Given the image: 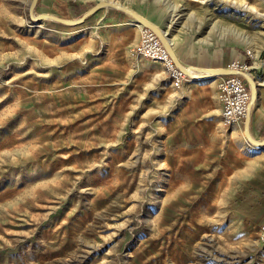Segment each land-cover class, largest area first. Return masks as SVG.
I'll return each instance as SVG.
<instances>
[{
    "label": "rangeland",
    "instance_id": "obj_1",
    "mask_svg": "<svg viewBox=\"0 0 264 264\" xmlns=\"http://www.w3.org/2000/svg\"><path fill=\"white\" fill-rule=\"evenodd\" d=\"M97 1L39 0L34 13ZM108 1L164 30L179 59L256 51L257 106L264 0ZM28 2L0 0V264H264L231 163L255 149L222 117L212 77L175 88L132 52L140 27L125 12L32 21Z\"/></svg>",
    "mask_w": 264,
    "mask_h": 264
},
{
    "label": "crops",
    "instance_id": "obj_2",
    "mask_svg": "<svg viewBox=\"0 0 264 264\" xmlns=\"http://www.w3.org/2000/svg\"><path fill=\"white\" fill-rule=\"evenodd\" d=\"M38 1L39 0H37V2ZM37 2L35 7L37 6ZM135 10L138 11L137 9ZM120 13L122 12L119 11V13L116 14V17ZM122 22L123 21H118L119 24H121ZM179 60L186 65H192L201 68H221L228 66L233 61H238L240 64H246L247 68L252 69V72L255 71V69H257L256 64L253 62L251 58H248L243 52H235L234 50H229V51L221 50L213 54H209L208 52H204V51H199V53L192 54L191 56L189 55L183 56V58L181 57V59ZM212 79L213 80H208V81H212L216 86L218 80L217 74L212 76ZM217 102L219 104V109H220V103L218 99ZM249 114H253V120L250 128L251 136L257 139L264 138V92L259 94L257 106L256 107L251 106ZM241 128L242 129H240L239 131L243 133L242 131L243 127ZM250 149L252 152L254 151V153L249 155L243 154L242 152H239L237 150L232 152L231 163L236 164L237 168L240 170V173L244 175L245 180L249 182V188L251 189L252 192L250 202L252 204H255L254 218L259 219L258 222V226H259V223L264 218V146L260 148L258 151L252 150V148Z\"/></svg>",
    "mask_w": 264,
    "mask_h": 264
},
{
    "label": "built area",
    "instance_id": "obj_3",
    "mask_svg": "<svg viewBox=\"0 0 264 264\" xmlns=\"http://www.w3.org/2000/svg\"><path fill=\"white\" fill-rule=\"evenodd\" d=\"M132 52L136 55L146 56L159 62L166 68L175 88H179L185 78L174 65L168 51L162 45L156 34L149 28H140L139 42L132 47ZM246 55L253 58L249 50H245ZM230 68L243 69L246 64L233 61L228 65ZM217 99L220 103V112L226 122L243 123L246 116V108L249 103L250 92L245 78L238 74L228 73L217 75ZM258 236L264 241V218L258 226Z\"/></svg>",
    "mask_w": 264,
    "mask_h": 264
},
{
    "label": "water",
    "instance_id": "obj_4",
    "mask_svg": "<svg viewBox=\"0 0 264 264\" xmlns=\"http://www.w3.org/2000/svg\"><path fill=\"white\" fill-rule=\"evenodd\" d=\"M36 2H37V0H29L28 5H27V15H28V18L32 21H40L43 19L52 18V19H68V20H72L74 22H76V21L80 22V21H84L90 15L94 14L99 9L104 8V7H111L113 9L119 10L121 12H125V13L131 15L133 18L139 20L143 24V26L151 29L156 34V36L158 37V39L160 40L162 45L168 51V53H169L171 59L173 60V63L176 66V68L180 72L185 74L187 77L192 78V79L206 78V77L213 76L215 74H217V75L228 74V73H234V74L236 73L237 74V72H240L245 76L246 81H247L248 86H249L250 98H249L248 106L251 102H255L257 100V96H258L257 81L249 71L239 69V68L238 69L230 68L229 66H225V67H221V68H212L210 70L200 72L199 74H192L190 72H187L183 68V66H182L180 60L178 59L177 55L175 54V52H173V51L170 52V50L168 49L167 36H166L167 34H165V32H163L162 30L157 29L155 26L149 24L147 19L141 13H139L138 11H136L135 9H133L131 7H128L126 5H123V4L114 2V1L100 0V1H97L96 3H94L93 5H91L89 8H87L84 12H82L79 15L50 13V12H40L38 14H35L34 10H35ZM252 120H253V114H248L245 116L244 121H243V134L251 143L257 144V145H263L264 144V138L257 139V138H254L253 136H251V134H250V128H251Z\"/></svg>",
    "mask_w": 264,
    "mask_h": 264
},
{
    "label": "bare ground",
    "instance_id": "obj_5",
    "mask_svg": "<svg viewBox=\"0 0 264 264\" xmlns=\"http://www.w3.org/2000/svg\"><path fill=\"white\" fill-rule=\"evenodd\" d=\"M52 19V18H51ZM53 20H57V21H61V22H63V23H77L78 21H76V22H74V21H72V20H68V19H53ZM133 21H134V23L136 24V25H138L140 28L143 26V24L139 21V20H137V19H135V18H133ZM149 24H151L150 22H148ZM151 25H153V24H151ZM153 26H155V25H153ZM157 29H159V30H162V29H160V28H158L157 26H155ZM163 32H165L164 30H162ZM165 34H166V32H165ZM167 36V44H168V49L170 50V52L171 51H173V52H175V48H174V43H173V40H172V37L171 36H168V35H166ZM249 52L255 57L256 55H257V53H256V51H253L252 49H250L249 50ZM175 54H176V52H175ZM177 55V54H176ZM178 57V56H177ZM179 59V58H178ZM173 61V60H172ZM181 62V61H180ZM182 64V66H183V68L187 71V72H190V73H192V74H199L200 72H204V71H207V70H210V69H212V68H201V67H197V66H192V65H186V64H183V63H181ZM237 74L239 75V76H241V77H243V78H245V76L242 74V73H240V72H237ZM185 75V74H184ZM186 76V75H185ZM214 76V75H213ZM210 77H212V76H210ZM207 78H209V77H206V78H195L194 80L195 81H199V80H205V79H207ZM246 79V78H245ZM252 103L253 102H251L250 104H249V106H247V108H246V115H248L249 114V112H250V109H251V106H252ZM237 124H239V123H237ZM237 124L236 123H234V125H232V128L233 129H237ZM233 129H232V131H233ZM247 141L251 144V146H253V148L256 150H259L260 148H262L263 146H264V144L263 145H257V144H253V143H251L248 139H247Z\"/></svg>",
    "mask_w": 264,
    "mask_h": 264
}]
</instances>
